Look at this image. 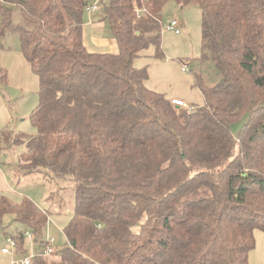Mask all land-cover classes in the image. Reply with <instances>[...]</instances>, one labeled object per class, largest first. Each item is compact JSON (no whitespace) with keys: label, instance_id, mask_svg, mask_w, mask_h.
Returning a JSON list of instances; mask_svg holds the SVG:
<instances>
[{"label":"trees","instance_id":"1","mask_svg":"<svg viewBox=\"0 0 264 264\" xmlns=\"http://www.w3.org/2000/svg\"><path fill=\"white\" fill-rule=\"evenodd\" d=\"M95 1L116 52L85 44L90 0H0V39L18 33L38 79L35 134L0 130V148L24 146L21 174L74 182L59 249L42 253L48 211L26 197L0 194V229L7 213L23 225L11 236L22 255L32 234L30 264H249L264 230V0ZM169 1L199 7L202 46L222 74L215 86L195 75L196 107L148 88L132 62L149 46L163 56Z\"/></svg>","mask_w":264,"mask_h":264},{"label":"rangeland","instance_id":"2","mask_svg":"<svg viewBox=\"0 0 264 264\" xmlns=\"http://www.w3.org/2000/svg\"><path fill=\"white\" fill-rule=\"evenodd\" d=\"M99 8L94 13H98ZM161 16L163 56L155 57L153 47L149 46L139 51L132 61L133 65L146 68L147 77L144 83L148 88L163 93L168 98L176 96L188 107L202 105L203 98L195 83V75L200 76L207 86H215L220 82L222 74L209 57L208 49L202 46L199 7L194 3L180 7L169 1L163 5ZM171 18H177L179 21L180 32L177 34L166 29ZM20 21L19 11L14 8L12 22ZM102 25V31H98L96 36L84 32V42L90 49L115 52L117 50L115 41L106 25L104 23ZM92 37L101 44H97ZM182 65L187 66L186 71L181 70ZM37 91L38 79L20 51L18 33L6 32L0 39V130L23 132L26 135L35 134V128L28 116L37 103ZM232 122V130L236 134L244 119L236 117ZM23 150L22 144L0 148V194L12 202H19L26 197L40 208L47 210L43 237H53L52 247L57 250L65 244L63 227L73 210L74 182L71 177L49 178L44 177L40 172L21 174L18 170V162ZM22 228L23 225L13 221L10 214L3 215L0 247L5 246L12 250V253L0 252V264H10L11 257L19 256V252L10 246L7 238H11ZM259 231L261 238L258 243L264 242V230ZM24 235L23 255L36 253L37 242L30 239L27 234ZM254 239L257 240L255 234ZM257 247L251 252L261 249L260 245ZM256 255L259 258V254Z\"/></svg>","mask_w":264,"mask_h":264},{"label":"built area","instance_id":"3","mask_svg":"<svg viewBox=\"0 0 264 264\" xmlns=\"http://www.w3.org/2000/svg\"><path fill=\"white\" fill-rule=\"evenodd\" d=\"M98 9V5L95 2H92L90 4H87L85 7V11L87 14H92L95 10ZM166 29L168 30H173L175 33H179V26L177 24V20L176 19H171L168 24L166 25ZM187 66L186 65H182L181 70L186 71ZM172 103L176 104V105H185V102L178 99V98H171L170 99ZM28 237L30 239H32V234H28ZM7 241L9 242L11 247H15V241L13 240V238H7ZM52 242H53V237H45V247L42 250L43 254H50L54 251V248L52 247ZM0 252L1 253H12V250L8 249L5 246L0 247ZM35 256V253H31L29 255H22L19 254V256H13L10 258V264H30L33 260V257Z\"/></svg>","mask_w":264,"mask_h":264},{"label":"crops","instance_id":"4","mask_svg":"<svg viewBox=\"0 0 264 264\" xmlns=\"http://www.w3.org/2000/svg\"><path fill=\"white\" fill-rule=\"evenodd\" d=\"M85 17H86V20H85ZM84 20H83V37H84V32L87 35L92 34L93 36H96L98 34V31H102V28H103L102 24L103 23L100 20H98L96 13L84 14ZM92 39L97 44H101L100 41L95 40V37H92ZM115 44H116V42H115ZM92 50H96V49H92ZM170 98H178V97L172 96ZM259 232H260L259 230H256L255 233H254L256 235L257 240H255L256 243H255V246H254L253 249L255 250V248H258L257 246H259V245L261 246V249H259L258 251H254V252H251L253 249L250 250V252L248 254V263L249 264H264V242L258 243V240L261 238V235L259 234ZM256 254H259V258L257 257Z\"/></svg>","mask_w":264,"mask_h":264}]
</instances>
